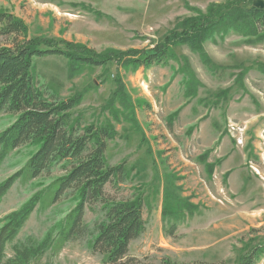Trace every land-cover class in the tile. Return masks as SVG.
<instances>
[{
  "label": "rangeland",
  "instance_id": "rangeland-1",
  "mask_svg": "<svg viewBox=\"0 0 264 264\" xmlns=\"http://www.w3.org/2000/svg\"><path fill=\"white\" fill-rule=\"evenodd\" d=\"M226 1L0 0V11L22 19L31 38L103 53L151 49L197 11ZM204 50L214 69L186 46L176 49L178 63L136 71L115 64L86 67L73 78L64 57L33 59L36 85L46 98L83 95L71 112L72 122L111 124L119 134L108 143L106 161L111 167L124 165L128 177L109 184L105 193L114 201L143 199L146 230L129 247L133 264H239L264 245V42L230 32L207 42ZM118 82L124 87L121 100L126 98L131 109L126 112L117 102L116 121L107 108ZM188 83L196 89L194 97H187ZM16 120L1 113L0 134ZM224 144L230 150L220 158ZM36 150L27 145L12 152L0 165V184L25 170ZM68 168L62 163L38 179L24 173L4 197L0 228L7 215L42 196L16 242L7 247L8 257L13 245L51 235L54 245L35 264L107 263L106 256L91 250L97 225L105 220L101 203L85 210L86 237L68 243L59 239L78 202L69 191L53 203L60 187L56 181Z\"/></svg>",
  "mask_w": 264,
  "mask_h": 264
},
{
  "label": "trees",
  "instance_id": "trees-1",
  "mask_svg": "<svg viewBox=\"0 0 264 264\" xmlns=\"http://www.w3.org/2000/svg\"><path fill=\"white\" fill-rule=\"evenodd\" d=\"M248 2L227 0L211 4L205 13L197 11L195 17L183 20L163 42L151 49L108 50L103 53L67 41L31 38L29 27L22 19L8 11H0V39L3 40L0 42V114L17 116V120L0 134V165L12 152L24 146L37 149L25 170L0 184V204L24 173L31 179H38L43 174H49L55 166L68 163L66 174L56 181L60 187L53 203L59 202L69 191L77 196L78 202L67 217L59 239L62 243H68L86 237L85 210L101 203L105 220L97 225L91 250L106 256V264H133L129 260V247L146 230L143 199L139 196L114 201L107 199L105 193L109 184L124 183L128 177L124 165L111 167L106 161L108 143L116 140L119 134L111 124L83 127L80 120L72 122L71 112L81 105L83 95L68 100L46 98L37 88L33 59L64 57L69 62V76L73 78L86 67L115 64L125 71H136L178 63L176 49L186 46L198 54L204 65L214 69L204 45L215 41L217 36L222 38L233 32L249 38L250 42H264V9L255 8L254 0L251 4ZM118 83V91L107 108L116 121L120 116L115 108L117 102L126 112L131 109L130 104L125 102L126 98L121 100L124 87ZM187 92V97L193 96L196 89L189 87ZM127 118L124 120L134 124L133 117ZM41 199L39 194L34 196L20 210L2 220L0 264H35L54 245V238L48 235L40 242L13 245L11 257L6 253L7 247L16 242ZM164 208L167 212L169 207L166 205ZM263 257L264 245H259L244 255L239 264H258Z\"/></svg>",
  "mask_w": 264,
  "mask_h": 264
},
{
  "label": "water",
  "instance_id": "water-1",
  "mask_svg": "<svg viewBox=\"0 0 264 264\" xmlns=\"http://www.w3.org/2000/svg\"><path fill=\"white\" fill-rule=\"evenodd\" d=\"M254 7L263 10L264 9V2L261 0L254 1Z\"/></svg>",
  "mask_w": 264,
  "mask_h": 264
},
{
  "label": "crops",
  "instance_id": "crops-1",
  "mask_svg": "<svg viewBox=\"0 0 264 264\" xmlns=\"http://www.w3.org/2000/svg\"><path fill=\"white\" fill-rule=\"evenodd\" d=\"M229 144L231 145V142L229 141ZM224 148V152H223V154H220L219 155V157L221 158V157H223V156H225L226 155V153L228 152V150H230V147H228V149H226L225 150V144H224V146L222 147V149ZM233 150H234V148H233ZM222 151V150H221ZM238 151H241L242 152V150L241 149H239ZM235 153H236V150L234 151ZM243 155H244V151L242 152V158H243ZM232 157V156H231Z\"/></svg>",
  "mask_w": 264,
  "mask_h": 264
},
{
  "label": "built area",
  "instance_id": "built-area-1",
  "mask_svg": "<svg viewBox=\"0 0 264 264\" xmlns=\"http://www.w3.org/2000/svg\"><path fill=\"white\" fill-rule=\"evenodd\" d=\"M229 128H231L232 129V127H231V125H230V127ZM239 144V143H238Z\"/></svg>",
  "mask_w": 264,
  "mask_h": 264
}]
</instances>
